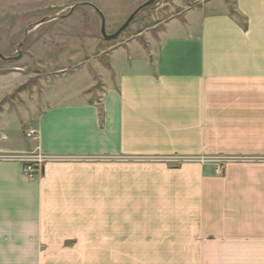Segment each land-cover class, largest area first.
Listing matches in <instances>:
<instances>
[{
    "label": "crops",
    "instance_id": "0c3cea01",
    "mask_svg": "<svg viewBox=\"0 0 264 264\" xmlns=\"http://www.w3.org/2000/svg\"><path fill=\"white\" fill-rule=\"evenodd\" d=\"M107 56L47 83L35 138L0 123V156L52 157L34 179L0 157V264H264V0H201Z\"/></svg>",
    "mask_w": 264,
    "mask_h": 264
},
{
    "label": "rangeland",
    "instance_id": "374dc122",
    "mask_svg": "<svg viewBox=\"0 0 264 264\" xmlns=\"http://www.w3.org/2000/svg\"><path fill=\"white\" fill-rule=\"evenodd\" d=\"M148 0H0V123L7 133L26 140L35 98L53 77L79 72L101 62L107 50L130 39L146 42L171 17L201 0H157L146 13H140L118 37L102 35V16L108 34L116 32L129 16ZM96 76V75H94ZM97 78V76H96ZM98 83L95 87H100ZM94 87V88H95ZM33 117V115H32ZM175 163H221L217 158H179ZM226 158L224 161H236ZM219 166V165H218ZM217 166V167H218ZM216 167V169H217ZM184 245V240H183ZM97 262L125 261L129 264L179 263L187 256L129 255L92 256ZM90 256L81 261H90Z\"/></svg>",
    "mask_w": 264,
    "mask_h": 264
},
{
    "label": "built area",
    "instance_id": "2783aa9c",
    "mask_svg": "<svg viewBox=\"0 0 264 264\" xmlns=\"http://www.w3.org/2000/svg\"><path fill=\"white\" fill-rule=\"evenodd\" d=\"M27 137L35 138L36 132L31 130L26 133ZM1 158L13 159L17 158L24 162V173L28 178L34 179L42 171V165L45 161L52 159L50 156L42 154H22V155H11V156H0ZM204 159V158H203ZM224 161V160H219ZM223 172L222 167H217L216 173L221 174Z\"/></svg>",
    "mask_w": 264,
    "mask_h": 264
},
{
    "label": "water",
    "instance_id": "95a60500",
    "mask_svg": "<svg viewBox=\"0 0 264 264\" xmlns=\"http://www.w3.org/2000/svg\"><path fill=\"white\" fill-rule=\"evenodd\" d=\"M155 1H157V0H148V1H146L145 3H143L142 5H140L130 16H129V18L126 20V22L116 31V32H114V33H112V34H108L107 33V31H106V19H105V16H104V14L102 13V11L99 9V8H97L96 6H95V8H96V10L101 14V16H102V20H103V23H102V35L104 36V38L105 39H107V40H110V39H114V38H116V37H118L125 29H127L129 26H130V24H131V22L134 20V18H135V16H136V14L143 8V7H145V6H147V5H150V4H152V3H154ZM0 57L1 58H5L1 53H0Z\"/></svg>",
    "mask_w": 264,
    "mask_h": 264
},
{
    "label": "trees",
    "instance_id": "16d2710c",
    "mask_svg": "<svg viewBox=\"0 0 264 264\" xmlns=\"http://www.w3.org/2000/svg\"><path fill=\"white\" fill-rule=\"evenodd\" d=\"M155 2H156V1H155ZM155 2H154V3H155ZM154 3H152V4H150V5H147V6L143 7V8H142V9L136 14L134 20L137 19L138 15H139L140 13H146ZM102 57H103V62H104V64L107 65V66H110V62H109V58H108L107 54H106L105 56H102Z\"/></svg>",
    "mask_w": 264,
    "mask_h": 264
}]
</instances>
